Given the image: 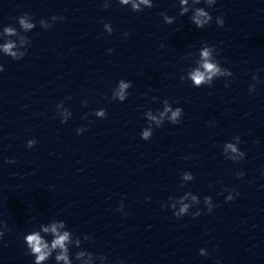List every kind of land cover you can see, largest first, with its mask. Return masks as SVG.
<instances>
[{
    "label": "clouds",
    "instance_id": "9594fccd",
    "mask_svg": "<svg viewBox=\"0 0 264 264\" xmlns=\"http://www.w3.org/2000/svg\"><path fill=\"white\" fill-rule=\"evenodd\" d=\"M120 6H130L132 12H143L145 8L154 7L153 0H117ZM204 3L207 8H213L217 0H178L179 5V15L185 16L191 12L189 17L190 21L198 29H205L208 27L213 17L208 10L204 7H197V5ZM110 7L109 0H104L103 9H108ZM163 18V21L166 24H173L176 20V17L169 16L167 13H160ZM65 17L53 15L50 20L40 19L38 21L39 26L44 30H49L53 23L56 21H62ZM19 24V31L14 26H5L2 31H0V39L5 37L16 36L19 43L11 39H5L3 43H0V53L11 57L13 60L19 61L23 59L28 52V48L31 46V40L27 35L22 33H28L32 31L37 25L33 21V18L30 14L24 13L23 15L17 18ZM103 29L108 35L113 33V28L110 22H103ZM216 25L220 28H223L225 21L222 16H217L215 18ZM131 35L130 32H125L124 36L127 37ZM164 47V45H161ZM106 52L111 55L114 52V49H106ZM219 55V50L214 46L210 45L207 42H201V47L197 52H189L187 58L195 57L192 61V67H189L185 70L186 74L180 76V81L183 83L186 80L191 81L192 87H212L214 81L219 78H235V74L228 68H225L221 65V62L217 59ZM4 71V67L0 64V72ZM252 83L249 85L248 92L253 94L256 92V86L260 83V77L257 73L252 74ZM232 81L225 79V87H229ZM133 86L131 81L120 79L117 85L111 89V100L119 101L123 103L128 99L129 89ZM68 99H71L70 97ZM155 100L156 98L153 97ZM162 110H157L155 113L149 109L144 113L145 119L148 121V126L145 127L141 133V139L145 141L151 140L153 136V126L159 128L164 125L167 121L173 125H179L182 123V117L184 115L182 107L173 108L172 103L168 99H163L161 101ZM82 106H87V101H82ZM57 114L61 118V123H67L71 118V111L64 107L63 102L56 105ZM91 115L96 116L99 119H105L107 117V110L104 108L95 110ZM87 119V116L83 117ZM210 126L215 127V121L207 122ZM86 129L82 126L76 129L77 135L82 134ZM37 141L35 139H30L27 141L26 146L31 149L35 146ZM241 143L240 136H235L231 141L225 142L222 146V155L226 159L233 162H239L246 157V153L243 152L239 145ZM258 143V142H257ZM188 159V157H185ZM6 163L12 164L15 163L14 159L6 160ZM236 178H242L245 173L243 171H237L235 174ZM195 179L194 174L191 171H184L180 175L181 184L180 187L183 188L187 182H191ZM225 191L228 192V195L225 198V202H230L235 199V195H238L234 188H225ZM235 194V195H234ZM168 201L170 203H164L161 205L162 208H170L173 211L176 219H181L185 215H191L192 219H196L201 215V210L197 207L196 211H191L195 206L200 205L201 199L198 195L193 194L191 191L185 192L183 195L169 196ZM203 204L207 209V213L211 214L217 205L213 203L211 196H205L203 198ZM117 211L121 212L123 215H127L124 212L123 202L121 201ZM11 231L8 228L6 221L0 219V242L3 241L5 232ZM50 236L51 240H48L47 237ZM91 237L85 235L83 237L84 241L90 240ZM23 241L26 245L27 254L34 257L33 264H47V261L50 258H53L56 264H73V260L70 256V249L75 247L81 249L82 240L79 236H75L74 233L70 230H67V225L64 220L52 219L48 223H41L39 227L33 229L23 236ZM199 255L207 256L208 252L206 249L201 248L199 250ZM75 260L79 264H96V261L99 260L100 264H104L107 260L105 255H95L90 251L81 249L75 253ZM219 264V261H217Z\"/></svg>",
    "mask_w": 264,
    "mask_h": 264
}]
</instances>
